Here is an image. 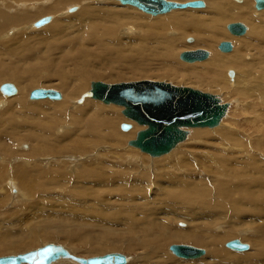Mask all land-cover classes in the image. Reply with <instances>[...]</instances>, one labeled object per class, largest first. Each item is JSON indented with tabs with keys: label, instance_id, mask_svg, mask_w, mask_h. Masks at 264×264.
<instances>
[{
	"label": "rangeland",
	"instance_id": "1",
	"mask_svg": "<svg viewBox=\"0 0 264 264\" xmlns=\"http://www.w3.org/2000/svg\"><path fill=\"white\" fill-rule=\"evenodd\" d=\"M16 1L0 0V26L5 14L16 18L20 13L22 22L0 32V87L11 83L18 92L7 98L0 92V258L53 243L84 259L121 253L131 258L129 264H250L252 255L264 264L258 258L264 249V11L255 9V0H246L252 3L247 8L253 10V23L215 16V0H203L205 9L159 17L117 0ZM58 1L59 13L40 12ZM90 7L93 19H83ZM69 8L77 10L69 13ZM123 10L130 24L120 25L117 14ZM174 14L184 26L188 17L197 16L205 24L216 19L219 27L210 33L205 30L210 26H203L204 37L190 28L156 35L155 28L164 29ZM47 16L52 18L48 25L33 28ZM235 23L247 27L245 36L228 32ZM79 39L84 48L79 58L89 63L83 77L65 61L76 47L80 50ZM203 39L213 48L204 47ZM225 41L232 43L231 53L245 45L244 64L212 69L208 62L216 55H231L218 49ZM196 50L207 51L210 58L181 61L183 52ZM227 70L239 72L237 84ZM143 80L218 96L230 105L229 112L219 127L189 129L187 139L169 155L152 158L130 145L145 127L126 118L124 108L86 96L95 82ZM35 89L56 90L63 98L32 100ZM124 124L131 129L124 131ZM230 198L237 201L233 207L226 201ZM178 229L200 234L202 245L184 242ZM236 239L249 251L226 248ZM174 244L203 249L206 255L197 261L177 258L168 250Z\"/></svg>",
	"mask_w": 264,
	"mask_h": 264
},
{
	"label": "water",
	"instance_id": "2",
	"mask_svg": "<svg viewBox=\"0 0 264 264\" xmlns=\"http://www.w3.org/2000/svg\"><path fill=\"white\" fill-rule=\"evenodd\" d=\"M122 5L135 7L145 14L159 16L173 10L187 8H204L202 0L186 3L167 0H117ZM255 8L264 10V0H256ZM76 11L75 8L71 12ZM51 17L47 16L35 23L36 27L47 25ZM227 30L233 36H241L246 32L242 23L230 24ZM188 42H193L192 38ZM218 49L223 53L232 51V43L222 42ZM209 56L205 50L185 51L180 55L181 60L187 63L202 62ZM231 79L234 71H229ZM1 91L8 96L17 93L11 83L1 86ZM105 105H117L124 108L123 115L140 126L146 127L138 133L131 145L138 148L152 158L168 154L174 147L186 139L189 128H213L218 125L228 112L229 105L215 95L194 90L189 87L176 86L166 82L143 80L138 82L106 84L95 82L91 91L86 95ZM31 99L60 100L61 94L56 90L35 89L31 92ZM124 130L130 125L124 124ZM182 226V225H181ZM226 248L243 252L249 247L240 240H232ZM170 252L177 258L184 260L198 259L205 254V250L187 246L171 245ZM59 259L73 260L79 264H127L128 258L121 253H111L101 257L89 259L77 258L71 255L62 246L47 245L35 251L17 256L1 257L0 264H50Z\"/></svg>",
	"mask_w": 264,
	"mask_h": 264
},
{
	"label": "bare ground",
	"instance_id": "3",
	"mask_svg": "<svg viewBox=\"0 0 264 264\" xmlns=\"http://www.w3.org/2000/svg\"><path fill=\"white\" fill-rule=\"evenodd\" d=\"M19 1H21V0H17L16 1V3H19ZM77 1H79V0H62L61 1V3L62 4H68V3H71V2H77ZM81 2H83V1H85V0H80ZM106 1V0H105ZM113 1V0H112ZM173 1H175V0H173ZM177 1V0H176ZM203 1V0H202ZM225 1V2H224ZM234 1V0H233ZM238 4H236V5H234V6H231L229 3L230 2H228V0H215L214 2L212 1V5H213V8H211L212 9V11L211 12H213L214 11V13L213 14H215V16H218V17H220L222 20H224V19H230V20H245L246 22L247 21H250V22H252L253 23V21H254V19H253V15H252V13H251V10H250V8H247L248 6L247 5H249V7H251L250 5L252 4L251 2L249 3L248 1H246L245 0V2L243 1V0H235ZM9 2H11V0H9ZM102 2V1H101ZM109 1H107V3H108ZM111 2V1H110ZM115 2H116V0H115ZM117 2H119V1H117ZM242 2H244L243 4H242ZM253 2H254V0H253ZM85 3V2H84ZM91 3V2H90ZM120 3V2H119ZM204 3H205V1H204ZM47 4V3H46ZM57 4V3H56ZM121 4V3H120ZM239 4H242V5H239ZM26 5V4H25ZM24 5V6H25ZM37 5V4H36ZM44 5V4H43ZM53 5V4H52ZM113 5V4H112ZM122 5V4H121ZM255 5H256V0H255ZM59 6H60V4H59V1H58V4L57 5H55V6H51V7H47V8H45V9H41V13L42 14H44V15H46V14H54V13H59L60 12V9H59ZM122 6H127V5H122ZM129 6V5H128ZM26 7V6H25ZM130 7H132V6H130ZM135 8V7H134ZM206 8V3H205V7L204 8H199L198 10H201V9H205ZM38 9V8H37ZM76 9V8H75ZM256 9V8H255ZM77 10V9H76ZM91 10H93L91 7H90V9H86L85 11H83L84 13H82V17H83V19L85 18V19H88V18H92L93 19V17H94V15L91 13ZM183 10H196V9H192V8H187V9H183ZM257 10V9H256ZM69 13H74V12H76V11H74V12H71V8H69ZM106 11V10H105ZM117 11V10H116ZM174 11H177V10H173V11H171L170 13H172V12H174ZM258 12H260V11H264V10H257ZM12 11L10 10V12H9V14L11 13ZM119 12V14H117V16H118V20H120V25L121 24H130V23H128V22H126V18H127V12L125 11V10H123V11H118ZM252 12H253V10H252ZM96 13H97V11H96ZM99 13V12H98ZM97 13V14H98ZM117 13V12H116ZM115 13V14H116ZM170 13H167V14H170ZM42 14H40L39 13V15H42ZM100 14V13H99ZM167 14H164V15H167ZM173 14V13H172ZM178 14V13H177ZM177 14H174V15H172V17H171V19L169 20V22L168 23H166L165 25V28L163 29V28H155L157 31H158V33H156V31H154V33L156 34V35H161L162 34V32L163 31H171V30H173V29H178V30H181V31H183V30H186V29H188V28H190L191 29V31L193 32V33H195V34H201L203 37L204 36H206V32H203V26H205V25H209L210 26V28H208V29H205L206 31H210V33H213V32H211V30H216L219 26L217 25V22H216V19H213L212 21H211V23L210 24H205V23H203V18H201V17H197V16H191V17H188V22H189V25L187 24V26H184L183 25V22H184V20H180V18L178 17V15ZM211 14V13H210ZM212 14V15H213ZM20 13L19 14H17L16 15V18H14V17H11L10 15H6L5 14V16H4V18H2V26H0V32H1V30H4V29H6V27H11V26H19V25H21L22 24V22H21V20L19 19V17H20ZM28 15H30V14H28ZM148 15V14H147ZM164 15H159V16H164ZM98 16V15H97ZM116 15H114L113 17H115ZM116 16V17H117ZM149 16H151V15H149ZM159 16H152V17H159ZM103 17V16H102ZM78 18V17H77ZM112 19V18H111ZM69 20V19H68ZM39 21V20H38ZM51 21H52V18H51ZM50 21V22H51ZM37 22V21H36ZM36 22H34L32 25H33V28H35V29H40V28H42V27H44V26H46V25H44V26H41V27H36L35 26V23ZM49 22V23H50ZM85 22V21H84ZM98 22V21H97ZM48 23V24H49ZM86 23V22H85ZM47 24V25H48ZM87 25V24H86ZM93 25V24H92ZM155 26H156V24H154ZM82 27V26H81ZM246 27V26H245ZM83 28H85V27H83ZM111 28V27H110ZM31 29V28H30ZM86 29H88V28H86ZM20 30V29H19ZM34 30V29H33ZM61 30V29H60ZM128 30V29H127ZM153 30V29H152ZM13 31H15V30H13ZM64 31H68V29H66V30H64ZM63 30H62V32H64ZM108 31V30H107ZM218 31V30H217ZM18 31H15V33H17ZM126 32V31H125ZM129 32V31H128ZM229 32V31H228ZM12 33V32H11ZM60 33H61V31H60ZM89 34H90V31L88 32ZM87 33V34H88ZM92 33V32H91ZM218 33V32H217ZM10 34V33H9ZM215 34V33H214ZM247 34V27H246V32H245V34L244 35H241V36H235V37H243V36H245ZM261 34V33H260ZM263 34V33H262ZM11 35V34H10ZM148 35V34H147ZM156 35H153V34H150L149 36H154V37H156ZM225 35V34H224ZM232 35V34H231ZM213 36V35H212ZM215 36V35H214ZM233 36V35H232ZM260 36V35H259ZM264 36V35H263ZM86 37H87V35H86ZM149 38V37H148ZM261 39H263L262 40V42H264V38L261 36L260 37ZM169 39V38H168ZM189 39V38H188ZM203 41L205 42V45H204V47H209V49H211V48H213V46H214V44H212V43H210L209 41H207V40H204L203 39ZM85 42V41H84ZM171 43V40H167L166 41V44L167 43ZM187 42H188V40H187ZM193 42H194V40H193ZM81 43V41H80V39H79V46L81 47L80 48V50H78L77 51V47H76V49H75V54H73V52L71 53L72 54V56H66L65 57V61L66 62H71V63H73V65H74V67H75V70H77V72L78 73H80L81 75H82V77L83 76H85V73L84 72H82L83 71V69L84 68H87V67H89L88 66V62H85L84 61V59L83 58H79V56H81V55H83V53L81 52V51H83L84 50V48H83V46L80 44ZM189 43V42H188ZM192 43V42H191ZM239 44H244V43H240L239 42ZM96 47V46H95ZM243 47H245V45H240V46H238V49H236L233 53H231L232 51H233V45H232V51L231 52H229V53H231V55L229 56V57H222V56H217L216 55V57H214L212 60H210L208 63H210V66H211V68L212 69H217L218 67H230V66H234V65H237V66H239V65H243L244 63V61H243V55H242V49L241 48H243ZM100 48V47H99ZM94 51V50H93ZM77 53V54H76ZM92 53V52H91ZM223 53V52H222ZM245 53V52H244ZM85 54H86V52H85ZM95 54V53H94ZM225 54V53H224ZM226 54H228V53H226ZM90 56V55H89ZM210 58V54H209V56H208V58L205 60V61H207L208 59ZM181 59V58H180ZM245 59V58H244ZM80 61H82V62H84V63H81ZM181 61H183V60H181ZM205 61H202V62H194V63H188V64H195V63H203V62H205ZM76 62L78 63V64H76ZM184 62V61H183ZM185 63H187V62H185ZM84 65V66H83ZM94 65V64H93ZM91 67V66H90ZM241 67V66H240ZM244 67H245V65H244ZM212 69H210V70H212ZM210 70H208V71H206V74L208 75V76H210ZM214 70V71H215ZM230 70H227L226 72H227V75H228V72H229ZM236 74V77H235V79L233 78V79H231L230 81H231V83H236L237 84V82L239 81V72L237 73H235ZM198 76H200V74L198 75ZM13 77H15V76H13ZM230 77V76H229ZM64 82V81H63ZM229 82V81H228ZM230 84V83H229ZM64 85H66V89L68 90V84L66 83V82H64ZM232 86V85H231ZM237 88V87H236ZM91 89H92V86H91ZM69 91V90H68ZM82 91V89L81 88H79V89H77L76 90V92H75V94H80V92ZM0 92H1V87H0ZM30 92V91H29ZM18 93V92H17ZM17 93L15 94V95H17ZM28 93V92H27ZM1 94L5 97V98H7V97H12V96H15V95H11V96H8V95H5L4 93H2L1 92ZM61 94V93H60ZM20 95H23V94H20ZM62 95H61V100H62ZM87 98H89L88 96H87ZM30 99H31V95H30ZM89 99H91V98H89ZM32 100H34V99H32ZM61 100H59V101H61ZM92 100H94V99H92ZM19 103H22V100H21V98H19ZM50 101H54V100H50ZM97 101V100H96ZM15 102V101H14ZM56 102V101H55ZM100 102V101H99ZM18 103V102H17ZM223 103V102H222ZM263 103V102H262ZM225 104V103H224ZM11 105H13V104H11ZM229 105V104H228ZM117 106V105H116ZM247 106V105H246ZM119 107H121V106H119ZM123 108V107H122ZM229 108H230V105H229ZM229 108H228V112H229ZM228 112L226 113V115L223 117V119L227 116V114H228ZM223 119H222V121H223ZM222 121L218 124V125H216L215 127H213V128H189V129H215V128H217V127H219L220 126V124L222 123ZM134 122V121H133ZM135 123H137V122H135ZM138 124V123H137ZM139 125V124H138ZM140 126V125H139ZM142 127H144V126H142ZM146 128V127H145ZM123 129V128H122ZM131 129V128H130ZM129 129V130H130ZM189 129H187V130H189ZM124 130V129H123ZM124 131H128V130H124ZM187 132V131H186ZM186 139H187V135H186ZM185 139V140H186ZM184 140V141H185ZM183 141V142H184ZM183 142H181V143H179L176 147H174L168 154H166V155H164V156H167V155H169L173 150H175L177 147H179ZM130 145H131V143H130ZM132 146V145H131ZM134 147V146H133ZM138 149V148H137ZM145 154V153H144ZM161 157H163V156H161ZM156 158H160V157H156ZM0 160H2L1 158H0ZM255 161V160H254ZM259 162V161H258ZM73 163V162H72ZM1 165V164H0ZM227 165V164H226ZM1 168H2V165H1ZM71 170V169H70ZM84 173H86L85 171H84ZM83 173V174H84ZM92 175V174H91ZM100 176H101V174H99ZM23 176V175H22ZM9 180V179H8ZM14 181V180H13ZM12 181V182H13ZM98 181V180H97ZM12 182H10L9 183V186L10 187H13L12 185H11V183ZM100 182V181H99ZM260 183V182H259ZM261 184V183H260ZM259 184V185H260ZM256 186V185H255ZM19 195V194H18ZM22 195V193L20 194V196ZM259 195V194H258ZM22 197H24V195L23 196H21V199H22ZM249 200V199H248ZM251 200H253V202L251 201ZM261 200V199H260ZM23 201V200H22ZM226 201H228V203H230L231 205L232 204H235L237 201L234 199V198H230V199H226ZM251 203H255V200L254 199H250L249 200ZM246 202H247V200H246ZM224 204V203H223ZM222 204V205H223ZM27 205V204H26ZM79 205H80V203H79ZM225 206V205H224ZM25 207V206H24ZM23 207V208H24ZM27 207V206H26ZM24 208V209H27V208ZM29 207V206H28ZM217 207V206H216ZM216 207H212V208H216ZM223 207V206H222ZM230 207V206H229ZM232 207H233V205H232ZM232 207H230V209H229V211L231 210L232 211V209H235V208H232ZM40 208V207H39ZM38 208V209H39ZM220 208V207H219ZM37 209V211H39ZM81 209V208H80ZM201 209V208H200ZM20 210H22V208H20ZM33 210V209H32ZM79 210V209H78ZM23 211V210H22ZM31 211V210H30ZM221 211V210H220ZM237 211V210H236ZM21 212V211H20ZM42 212H43V210H42ZM23 214H24V212H22ZM33 214H34V212H33ZM25 216V215H24ZM36 216V215H35ZM207 216V215H206ZM34 217V216H33ZM77 217V216H76ZM75 217V218H76ZM14 218V217H13ZM23 219H24V217H22ZM29 218V217H28ZM16 219H18V218H16ZM23 219H21V220H23ZM83 219V218H82ZM85 219V218H84ZM84 219L82 220V222L84 221ZM14 220H15V218H14ZM20 220V221H21ZM94 220V219H93ZM13 221V220H12ZM85 222H88V221H85ZM91 222V221H90ZM98 222V221H97ZM13 223V222H12ZM18 223V222H17ZM96 223V222H95ZM99 223V222H98ZM101 224V223H100ZM16 225V224H15ZM182 225V226H181ZM17 226V225H16ZM92 226V225H91ZM178 226H179V228H186L187 227V225L184 223H179L178 224ZM190 226V225H189ZM19 227H21V226H19ZM103 227V226H102ZM101 227V228H102ZM176 227V226H175ZM191 227V226H190ZM7 228V227H6ZM91 228V227H90ZM106 228V227H105ZM188 228V227H187ZM18 229V228H17ZM92 229V228H91ZM97 230V229H96ZM95 230V231H96ZM182 230V229H181ZM185 230V229H184ZM94 231V230H93ZM175 231H178L179 232V229L178 230H175ZM186 231V230H185ZM179 233H181V234H184V236L182 237V239L184 240V242L185 241H187V242H191V243H195V244H200V245H202V243L201 242H203V239H202V237L200 236V234H198L197 236H189L188 235V233L186 232H184V231H180ZM243 234H247V232H243ZM10 235H11V232H10ZM9 235V236H10ZM13 235V234H12ZM11 235V236H12ZM256 239V238H255ZM262 240L264 241V234L262 233ZM242 242V241H241ZM243 243V242H242ZM52 245H55V246H58L59 244H53V243H51ZM51 244H45L44 245V247L45 246H47V245H51ZM244 244V243H243ZM247 245V244H246ZM60 246H62V245H60ZM226 246V245H225ZM65 250H67L71 255H73L74 257H77V258H80V257H78V256H75V254H76V252L74 251V250H69V249H67V248H65L64 246H62ZM248 249L246 250V251H243V252H238V253H244V252H247V251H249V249H250V246L248 245ZM42 248V247H41ZM39 249V248H38ZM35 250H37V249H35ZM35 250H32V251H35ZM169 251H170V248L168 249ZM231 250V249H230ZM32 251H29V252H32ZM232 251H234V250H232ZM29 252H25V253H22V254H26V253H29ZM235 252H237V251H235ZM109 254H111V253H109ZM172 254V253H171ZM17 255H20V254H17ZM17 255H11V256H17ZM105 255H108V254H105ZM105 255H103V256H105ZM206 255V252H205V254L203 255V256H201L200 258H198V259H201L202 257H204ZM5 257H10V256H5ZM98 257H101V256H98ZM127 258H128V263L127 264H129L130 262H131V258L130 257H128V256H126ZM209 257L210 258H212V254L210 253V255H209ZM92 258H94V257H92ZM258 258H264V249H262L261 250V252H259V255H258ZM84 259V258H83ZM89 259V258H88ZM198 259H192V260H198ZM202 260V259H201ZM204 260V259H203ZM249 260V259H248ZM63 261V262H62ZM65 261V262H64ZM195 261V262H196ZM253 261V262H252ZM190 262V261H189ZM201 262V261H200ZM63 263H65V264H79V263H77V262H75V261H73V260H66V259H59V260H57V261H55V262H51L50 264H63ZM203 263V262H202ZM204 264V263H203ZM210 264V263H209ZM250 264H258V262L256 261V257H255V255H252V258H251V261H250Z\"/></svg>",
	"mask_w": 264,
	"mask_h": 264
}]
</instances>
